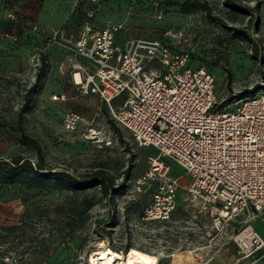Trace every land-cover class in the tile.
<instances>
[{
    "label": "rangeland",
    "instance_id": "obj_1",
    "mask_svg": "<svg viewBox=\"0 0 264 264\" xmlns=\"http://www.w3.org/2000/svg\"><path fill=\"white\" fill-rule=\"evenodd\" d=\"M57 2L66 8L62 25L70 31L86 21H116L124 24L121 40L182 32L180 41H168L188 52L194 66L215 74V92L228 98L225 106L264 90V0ZM37 26L36 32L21 27L0 47V264H90L88 257L101 242L124 253L136 246L153 264L159 257L169 263L177 254H190L194 261L202 260L201 254L208 255L205 261L217 253L231 258L239 224L218 231L208 214L189 204L185 188L170 220H142L150 196L135 184L156 149L136 142L97 96L78 93L64 49L46 41L53 29ZM61 93L66 100L54 98ZM72 109L88 119L74 133L63 126ZM90 126L111 142L86 139L83 132ZM25 159L35 169L24 163L9 172L4 162ZM171 165L187 186L186 171ZM67 175L98 184L79 189Z\"/></svg>",
    "mask_w": 264,
    "mask_h": 264
},
{
    "label": "built area",
    "instance_id": "obj_2",
    "mask_svg": "<svg viewBox=\"0 0 264 264\" xmlns=\"http://www.w3.org/2000/svg\"><path fill=\"white\" fill-rule=\"evenodd\" d=\"M7 18L6 39L16 38L23 24L18 14L0 7ZM124 24L84 22L76 31L65 26L46 36L59 45L70 62L71 80L81 95H95L112 118L130 131L140 145L154 147L148 167L136 187L148 192L144 222H165L178 207L180 190L218 231L239 224L233 232L236 256L231 264L264 261V90L243 97L234 107L219 99L215 74L205 65L194 66L188 52L172 45L182 32L168 29L157 38L120 39ZM55 99L66 100L64 93ZM88 119L72 109L63 117L66 131H78ZM86 139L110 143L111 137L90 126ZM176 162L189 175L185 186L173 172ZM259 225L263 226L260 227ZM156 264L165 263L159 257Z\"/></svg>",
    "mask_w": 264,
    "mask_h": 264
},
{
    "label": "crops",
    "instance_id": "obj_3",
    "mask_svg": "<svg viewBox=\"0 0 264 264\" xmlns=\"http://www.w3.org/2000/svg\"><path fill=\"white\" fill-rule=\"evenodd\" d=\"M0 7L4 10L13 11L18 14V19L23 24H39L44 28L55 29L66 21L67 11L64 6L58 4L57 0H0ZM7 25V18L0 14V47L6 43L3 31ZM63 26V25H62ZM263 228V226L259 225ZM205 247H202L204 249ZM237 253V251H236ZM236 253L230 258L221 253L213 255L209 260L207 254H201L202 260L191 261L174 257L171 264H231ZM260 264H264L262 260Z\"/></svg>",
    "mask_w": 264,
    "mask_h": 264
},
{
    "label": "bare ground",
    "instance_id": "obj_4",
    "mask_svg": "<svg viewBox=\"0 0 264 264\" xmlns=\"http://www.w3.org/2000/svg\"><path fill=\"white\" fill-rule=\"evenodd\" d=\"M101 246L93 250L88 257L90 264H153L152 257L136 246L129 247L126 253L115 250L101 242ZM176 258L194 261L190 254H177Z\"/></svg>",
    "mask_w": 264,
    "mask_h": 264
},
{
    "label": "trees",
    "instance_id": "obj_5",
    "mask_svg": "<svg viewBox=\"0 0 264 264\" xmlns=\"http://www.w3.org/2000/svg\"><path fill=\"white\" fill-rule=\"evenodd\" d=\"M82 24H83V23H82ZM42 70H44V67L42 68ZM42 70H41L40 72H42ZM40 72H39L38 76H41V73H40ZM227 100H228V98H227ZM227 100H226V101H227ZM25 140H27V142H29V143H32V144L35 145L36 147H39V146L37 145L36 141H35L33 138H31V137H25ZM40 157H41V159H43L42 156H40ZM4 162H6V164L8 165V166H7V170H8L9 172L15 171L17 168H19L20 166L24 165V163L29 164V167H30V168L35 169V167L32 165V163H31V161H30L29 159H25V160H23V161H22V160H17V161L11 162V163H9V162H7V161H4ZM38 168H40V167H38ZM36 172H39V171H36ZM45 174H46V175H47V174H50V172H45ZM67 178H68V181H69L73 186H75L76 188H79V189H81V188H89V187H91V186H94V185L98 184V182L95 181V180L87 181V182H81V181H79L78 179H76V178H74V177H72V176H70V175H67Z\"/></svg>",
    "mask_w": 264,
    "mask_h": 264
}]
</instances>
